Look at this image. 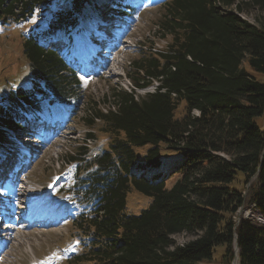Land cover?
I'll return each mask as SVG.
<instances>
[{
  "label": "trees",
  "instance_id": "obj_1",
  "mask_svg": "<svg viewBox=\"0 0 264 264\" xmlns=\"http://www.w3.org/2000/svg\"><path fill=\"white\" fill-rule=\"evenodd\" d=\"M55 1L0 0V32L42 9L22 34L26 79L0 97V146L25 128L19 111L78 99L81 79L67 55L47 45L59 32L71 46L93 0L62 9ZM125 4L117 15L129 16ZM155 28L165 44L133 61L131 92L112 90L108 109L92 103L84 120L105 148L90 155L79 147L58 172L59 192L74 207L75 252L66 264H211L217 246L220 264L234 256L264 264V227L233 220L245 204L236 186L252 179L248 204L264 217V128L254 121L264 111V86L244 69L264 72V0H164ZM153 83L151 93L135 94ZM131 192L149 199L138 216L126 211ZM176 235L192 239L180 246Z\"/></svg>",
  "mask_w": 264,
  "mask_h": 264
},
{
  "label": "rangeland",
  "instance_id": "obj_2",
  "mask_svg": "<svg viewBox=\"0 0 264 264\" xmlns=\"http://www.w3.org/2000/svg\"><path fill=\"white\" fill-rule=\"evenodd\" d=\"M68 1L70 0H56L53 6L59 5L62 9L67 6ZM119 1L94 0L93 5L84 6L85 20H83L84 18L79 20L78 17V26L71 32V46L60 44L61 33L59 32L53 35V40L57 39L54 45L53 43L47 45V48H53L60 55H67V63L81 79V85L76 91L78 99L73 104L69 106L48 105L47 109L42 112V119L34 120L35 125L46 123L50 126L52 131L49 135L51 137L46 139L49 142L48 145L37 141L36 145L32 147L29 137L21 136V133H12L10 140L16 146H10L12 149L10 147L0 148V215L2 216H0V264H66V261L75 252V244L70 241L73 235H70L68 226V219L74 207L71 206L70 198L59 192L58 183L61 179H59L58 172L62 166L67 167L65 166V156L72 155L79 147H87L90 155L105 148L103 136L100 133L91 132L85 126L84 120L92 115V103L98 110L104 112L111 102L110 93L112 90L130 93L132 85L126 74L127 72L133 73V61L140 52L145 54L147 51L160 49L165 44L155 33V22L159 19L164 0H125L124 3L130 6L131 10L128 11L129 16L124 19L116 17L114 13ZM41 10L33 11L21 22H12L11 24L7 22L8 25L0 32V84H5L2 88L0 86V97L13 91V87L9 86L10 83L18 84L22 79H26L24 78L26 77L24 68L26 62L22 56L21 46L22 34L26 29L40 22ZM242 19L258 25L251 16L242 15ZM103 39L109 42L102 41ZM106 46H110L108 53H106ZM43 47L46 48V46ZM78 49L82 52H80L81 60L77 67L73 63L75 61L73 54ZM91 49L95 51L92 52ZM83 52L86 56L83 55ZM110 52L112 58L108 56ZM105 54L107 55L105 56ZM244 69L256 82L264 86V72L252 71L246 64ZM154 88L155 84L153 83L146 90L134 89V92L137 96L143 97L146 93L152 92ZM24 115H26L25 111H19L20 117H24ZM193 115L195 114L193 113ZM29 121L32 123L31 119ZM29 121L26 122L28 126ZM254 121L260 128H264V111L261 117ZM86 134H91L94 138L87 139ZM4 170L6 173L5 176H2ZM51 177L58 181L54 183ZM14 180L18 182L17 185H25L27 189H31L24 192L21 201L30 197L32 205L37 207L38 204L34 201L38 192L45 198L43 204L45 205L47 202V205H51V209L54 211L52 217L56 222H42L41 225L36 221L34 224H29L24 220L20 221L26 216L14 215L11 209L7 208L10 205H7L3 200L8 192L4 187L13 183ZM252 181L253 179L247 184L239 182L236 186L245 197V204L237 211L233 220L238 222L239 219H243L256 227H262L252 218H247L252 217L255 211L248 204L249 186ZM148 204L149 199L137 192H131L127 196L126 211L138 216ZM4 206L5 209H3ZM7 209L9 211H5ZM5 212H9L11 215L9 216ZM13 212L26 213V211L20 210ZM20 216L21 218H19ZM46 220L50 221V218L46 217ZM7 223L9 224L7 225ZM5 228L7 231H4ZM14 236L15 240H13ZM191 239L186 235L173 236V241L180 246ZM223 250V246L215 248V257L211 264L221 263ZM231 264H238L236 256Z\"/></svg>",
  "mask_w": 264,
  "mask_h": 264
},
{
  "label": "bare ground",
  "instance_id": "obj_3",
  "mask_svg": "<svg viewBox=\"0 0 264 264\" xmlns=\"http://www.w3.org/2000/svg\"><path fill=\"white\" fill-rule=\"evenodd\" d=\"M101 52V51H100ZM109 52V49H108V51L106 52V53H108ZM112 53L110 52L109 54H108V56L109 57H111L112 58V55H111ZM102 55V54H101ZM107 54H105V56H106ZM110 60V59H109ZM90 62H91V60H89ZM111 61V60H110ZM97 63V62H96ZM101 66H104V65H102V64H100ZM37 133V132H36ZM38 134H40L39 132H38ZM33 142V143H32ZM31 146L33 147V146H35L36 145V141H32L31 140ZM29 144V145H30ZM5 173H6V170H4V171H2V176H5ZM19 181V180H18ZM20 183H23L22 181H20ZM18 184V182H16L15 180L13 181V185H12V187L11 188H8V192H7V197H3V198H5V199H3L4 201H5V203H7V205H10V207H7V208H9V209H11V212L15 215V214H17V216L18 215H25L26 213H28V211H27V208L25 207V203H27L28 202V205H30V204H32V200H31V198L29 197L26 201H24V200H22L21 201V198L23 197V194H24V192H26V187L25 186H23V185H17ZM17 188H19V189H17ZM10 197V198H9ZM25 198V197H24ZM8 199H9V201H8ZM44 197H43V195H39V193L37 192V194H36V196H35V201H34V203H36V204H38V206L37 207H35V208H38L40 205H42V206H45L43 203H44ZM2 200V201H3ZM46 201V200H45ZM3 203V202H2ZM3 209H5V206L3 207ZM14 210H20V211H26V213L25 214H19L18 212H13ZM5 211H9L8 209L7 210H5ZM29 211H30V209H29ZM5 214H7V215H11V213H9V212H5ZM1 216V215H0ZM21 216L19 217V218H21ZM2 217V216H1ZM46 217H48V218H50V221H52V222H56L55 221V219H54V217H52V216H46ZM46 217H43L42 218V220H41V225H42V222H44L45 223V221H48V220H46ZM7 218V217H6ZM18 218V219H19ZM29 218H31V216H29ZM247 218H252L256 223H258V225L260 224V226L262 225L263 227H264V217L257 211V210H255L254 211V214H253V216L252 217H247ZM23 220H25V219H21L20 221H23ZM51 222V223H52ZM9 223H7V225H8ZM11 225V224H10ZM6 227H8V226H6ZM9 228V227H8ZM4 231H7V228H5V230ZM3 235V234H2ZM13 240H15V236H14V238H13ZM2 252V251H1ZM1 254V253H0Z\"/></svg>",
  "mask_w": 264,
  "mask_h": 264
},
{
  "label": "water",
  "instance_id": "obj_4",
  "mask_svg": "<svg viewBox=\"0 0 264 264\" xmlns=\"http://www.w3.org/2000/svg\"><path fill=\"white\" fill-rule=\"evenodd\" d=\"M234 250H235V252H236V250H237L236 246L234 247Z\"/></svg>",
  "mask_w": 264,
  "mask_h": 264
}]
</instances>
